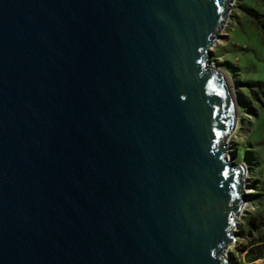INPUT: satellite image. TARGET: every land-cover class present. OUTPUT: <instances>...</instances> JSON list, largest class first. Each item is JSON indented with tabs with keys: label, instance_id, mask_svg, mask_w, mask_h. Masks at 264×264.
I'll return each instance as SVG.
<instances>
[{
	"label": "water",
	"instance_id": "water-1",
	"mask_svg": "<svg viewBox=\"0 0 264 264\" xmlns=\"http://www.w3.org/2000/svg\"><path fill=\"white\" fill-rule=\"evenodd\" d=\"M229 2L0 0V264L228 263Z\"/></svg>",
	"mask_w": 264,
	"mask_h": 264
},
{
	"label": "rangeland",
	"instance_id": "rangeland-1",
	"mask_svg": "<svg viewBox=\"0 0 264 264\" xmlns=\"http://www.w3.org/2000/svg\"><path fill=\"white\" fill-rule=\"evenodd\" d=\"M253 18L264 19V0L229 2L209 53L211 65L229 79L236 121L226 147L230 157L244 167L243 206L233 230L236 240L226 247L227 264H264V256L251 261L246 253L255 245L250 240L264 236V229L252 234L248 230L251 222L260 225L264 219V96L250 100L245 82L264 81V28L258 29Z\"/></svg>",
	"mask_w": 264,
	"mask_h": 264
},
{
	"label": "trees",
	"instance_id": "trees-1",
	"mask_svg": "<svg viewBox=\"0 0 264 264\" xmlns=\"http://www.w3.org/2000/svg\"><path fill=\"white\" fill-rule=\"evenodd\" d=\"M252 23L256 25L258 29L264 28V19L257 18L256 20L253 18L251 19ZM263 35V34H262ZM248 88V95L250 100L258 101V98L260 96H264V81L260 79H249L245 81ZM264 144V141H263ZM264 229V219L261 221L260 225L254 222H251V227L248 229L250 234H252L253 230H263ZM264 236L257 237L255 239L250 240V244H255L251 248H248V245L243 247L244 249H247V257L251 259V261L260 259L264 256ZM254 250H256L254 252ZM254 252V253H253Z\"/></svg>",
	"mask_w": 264,
	"mask_h": 264
},
{
	"label": "bare ground",
	"instance_id": "bare-ground-1",
	"mask_svg": "<svg viewBox=\"0 0 264 264\" xmlns=\"http://www.w3.org/2000/svg\"><path fill=\"white\" fill-rule=\"evenodd\" d=\"M225 76H226V75H225ZM227 77H228V76H226L225 79H226V82H227L228 89L230 90V89H231V88H230V85H229L230 83H229V79H227ZM230 92H231V90H230ZM229 95H230V94H229ZM232 95H233V94L231 93V96H232Z\"/></svg>",
	"mask_w": 264,
	"mask_h": 264
}]
</instances>
